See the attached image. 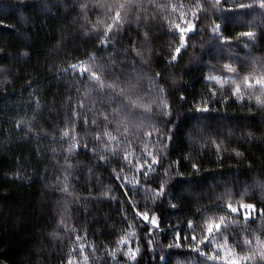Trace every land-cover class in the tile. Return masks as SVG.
Returning a JSON list of instances; mask_svg holds the SVG:
<instances>
[{
	"label": "trees",
	"instance_id": "obj_1",
	"mask_svg": "<svg viewBox=\"0 0 264 264\" xmlns=\"http://www.w3.org/2000/svg\"><path fill=\"white\" fill-rule=\"evenodd\" d=\"M176 2L140 0L142 7L132 9L131 22L115 37V47L105 49L99 47L95 34L86 36L81 27H90V22H95L98 17L103 19V9L90 6L88 20L85 21L76 0H52L54 6L48 12L38 7L39 0H0V48L4 50L0 67L9 69L0 72V262L63 264L78 234L84 237L78 243L85 245L90 264H116L105 255V248H115L118 237L130 230L121 208L127 209L129 220L133 219V210L127 204L121 205L99 196L105 185L111 184L114 189L112 195L124 199L111 174L112 167H119L115 161L107 166H98L97 158L90 153L81 151L73 154L70 159L75 167L69 181L70 191L75 195L68 196L59 191L62 185L57 184V178H64V150L67 148L66 142H60V129L64 128L65 118L71 116V109L77 105L78 99L84 98V93L91 87L86 78L81 79L70 69L66 72L63 69L85 59L89 53H95L98 63L108 66L111 60H115L130 75H135L141 69L144 72H161L166 79L160 83L169 88L177 111L184 112L194 102L209 96V87H215L206 84L204 79L210 74L209 65L214 74H221L217 70L224 63L231 62L243 74L250 70V57H264V31L261 30L264 28V17L259 11L236 10L235 19L242 23L229 20L226 25L224 20L210 11L202 16L198 24V28L205 27L206 30L197 31L191 37L197 47L184 52L178 65L166 64L168 44L176 39L169 34L167 25L169 20L177 19V14L170 7L158 8L156 5ZM183 2L188 4L191 0ZM240 2L248 3L249 0ZM224 7L230 8L231 5ZM137 15L141 16L142 21L139 27L136 24ZM145 17L148 18L147 22L144 21ZM213 20L222 25L225 35L233 38L240 32L250 30L249 25H252L251 30L257 33L256 40L249 44L246 39H234L231 48L218 52L215 48L218 40L213 39V34L206 28ZM144 31L149 32V43L156 53L148 65L142 64L141 58L132 53H125L133 41L141 49L146 47ZM201 42L204 43L203 48L199 46ZM24 51L29 53L28 57L21 55ZM133 59L136 61L135 68ZM106 79H113L111 71L106 74ZM147 91L148 81L145 78L141 92ZM180 92L187 97L186 101L176 100ZM256 94H259L258 90ZM223 95L230 96V89L226 88ZM85 107H91L90 101L86 100ZM211 107L214 111L208 127L213 134H222L220 158L217 159L215 148L211 145L203 151H200L199 144L190 146L186 133L191 129V124L187 119L179 122L170 158L182 159L191 153L193 162L201 167L197 173L190 162L181 164L179 170L184 173L182 179L191 183L178 182L172 189L175 194L172 203L177 205V210L170 209L168 202L155 209L163 213L162 229L169 223L176 224L178 220H198L197 209L217 203V195L226 188L234 192L235 199H239V193L247 186L245 181L251 184L256 178L264 179V107L258 106L254 98L251 102L243 103L230 98L227 103L221 101L211 104ZM87 115L91 119L92 112H87ZM17 122H21L19 128L16 127ZM77 131L81 136L85 135L82 121ZM249 132L253 134L251 137L247 135ZM87 138L89 147H92V136L88 135ZM237 151L242 155L237 156ZM89 169L93 170L94 175H88ZM17 171L24 178L14 179ZM76 196L81 199L77 201ZM133 199L140 202L138 207L143 211L145 194L138 192ZM245 201L255 203L257 209L264 208L258 191L251 192L250 189V196L245 197ZM216 211L220 212L219 209ZM61 216L67 224L75 227L76 232L67 231L58 224ZM231 218L238 219L240 223L231 225L225 235L229 244L236 246V252L247 254L249 248L243 244V239L247 236L254 244L257 235L264 239V219L257 212L245 226L242 216L233 215ZM136 230L141 236V253L136 264H160L158 257L154 259V253L144 246V233L139 225ZM196 231L199 233L200 229ZM53 233L59 235L54 236ZM172 236V232H166L155 239L167 245ZM219 240L222 243L223 236ZM181 242L185 245L191 243L190 240ZM93 243L96 245L95 254L91 251ZM159 250L157 247V252ZM173 251L187 252L188 249ZM204 251L211 254L213 249L209 247ZM219 254L223 257L222 252ZM172 259L184 260L186 264H196L197 261L204 264V258L196 253L173 255ZM117 260L119 264H127V258L120 253H117Z\"/></svg>",
	"mask_w": 264,
	"mask_h": 264
},
{
	"label": "snow or ice",
	"instance_id": "obj_2",
	"mask_svg": "<svg viewBox=\"0 0 264 264\" xmlns=\"http://www.w3.org/2000/svg\"><path fill=\"white\" fill-rule=\"evenodd\" d=\"M79 9L83 13V19L88 20V11L90 6L103 9L104 18H97L95 22H90V27L81 25L86 36L95 34L98 38V45L102 48L115 47L118 36L125 25L130 24V14L132 9L142 7L140 0H76ZM224 5H231L225 8ZM52 0H39L38 7L44 11H51L53 7ZM158 8H169L177 14V19L168 21V32L176 37L168 44V52L165 62L168 65H178L183 53L189 48L195 49L197 43L191 39L197 31L204 32L205 27H199L202 16L210 11L216 13L220 19L229 20L240 24L242 21L235 19L236 10L247 12L248 10L259 11L264 17V0H249L248 3H242L240 0H191L185 4L183 0H177L176 3L158 4ZM145 17L144 21L147 22ZM141 16L137 15L136 24H141ZM240 32L235 38L227 36L222 31V25L214 20L206 26L207 30L213 35L212 38L218 40L215 48L218 52H223L225 48H231L232 41H241L246 39L249 44L255 42L257 33L251 30ZM264 31V28L261 29ZM146 47L141 49L137 42L133 41L125 53H132L135 57L141 58L142 64L148 65L151 57L155 55V50L150 46L151 36L148 31L143 33ZM204 47V43L199 45ZM248 47V44L244 45ZM4 55V50L0 48V58ZM22 56L28 57L29 53L24 51ZM231 56L229 60H231ZM250 70L241 74L238 67L233 63H224L219 71L221 74H214L212 66L210 74L204 77L206 84L215 85L209 87V96L202 97L201 100L193 103L189 110L184 112L177 111L175 102L171 99L169 88L161 84V80L166 78L161 72L152 70L144 72L143 69L136 72L135 75L127 74L123 68H120L115 60H111L108 66L97 62L95 53H89L85 59L72 63L68 68L74 75L87 80L91 87L84 93V98L78 99L77 105L71 109V116L65 118V126L60 129V142L67 143L64 150L66 155L65 174L63 180L57 178V184L62 185L59 188L61 193L68 196L75 195L70 191L69 176L75 167L70 157L81 151L95 156L98 166L103 164L107 166L115 161L119 167H112L111 174L118 183L123 192L124 199L112 195L113 186L105 185L104 191L99 196L108 201H116L121 205L127 204L133 210V219L129 220L127 209L121 208L124 213V219L129 223V231H124L115 241V248H105V255L109 256L116 264L117 253L127 258V264H136L137 257L141 253V236L138 232L144 233V246L147 247L155 257H158L160 264H186L184 260L173 261V255L189 256L196 253L204 258V264H264V239L259 235L255 237V244L247 236L243 239V244L249 248L247 254L241 255L235 251V245L229 244L228 236L225 235L231 225L240 223L236 217H243L245 226L259 212L264 219V208L257 209L255 203H248L245 197L250 196L251 192L260 193L261 203H264V179L256 178L251 184H248L240 193L239 199H235V194L231 189H225L217 195V203L203 206L197 209L198 220L186 219L177 221L176 224L169 223L166 228H161L164 216L162 212L155 209L162 207L164 202H168L170 209L177 210V205L172 203L175 194L172 189L177 183L190 184L191 181L182 179L184 173L179 168L184 161L191 163L194 172H199L201 165L193 162L192 154L184 155L182 159L171 160L172 146L176 136V130L180 126V121L187 119L191 124V129L187 131L186 136L191 145H200V151L206 150L211 145L215 148L217 159L220 158L223 139L222 134H213L208 127L211 114L214 109L211 104L218 102H229L234 98L239 102H251L255 99L258 106L264 107V57H250ZM136 61L132 60L133 68ZM9 69L0 67V72H7ZM111 71L113 79H106V74ZM118 73V74H117ZM121 77H124L121 79ZM148 81V91L141 92V86L145 80ZM175 83V77L172 78ZM230 89V96H224L223 92ZM258 90L259 94H256ZM95 93V98H93ZM219 97V100L217 99ZM71 98H69L70 100ZM86 100L90 101L91 107H85ZM176 100L184 102L187 97L178 93ZM92 112L91 119L87 112ZM85 129V135L81 136L77 127L81 124ZM21 122L16 123L19 128ZM95 129V131H90ZM88 135L92 136V147H89ZM231 135V133H229ZM249 137L253 134L247 133ZM55 151V150H53ZM237 156L242 155L239 151ZM167 161V163H165ZM131 173V174H129ZM88 175H94L93 170H88ZM264 175V174H262ZM156 179L153 180L152 178ZM14 179L24 177L17 171L13 175ZM159 181V183H156ZM153 184H156L153 187ZM138 192L145 194L143 202L144 210L141 211L138 205L139 201L133 199ZM131 193V194H130ZM91 196V193L89 194ZM88 199L89 197H83ZM77 201L81 199L76 196ZM151 204V207H149ZM217 209L220 212L216 211ZM223 214H220V213ZM135 221V223L133 222ZM58 224L67 231L76 232L75 227L66 223L63 216L60 217ZM200 232L197 233L196 229ZM146 229V231H145ZM166 232H172V239L167 245L155 239L157 235H163ZM57 236L59 233H53ZM87 233L85 232V237ZM223 236L221 243L219 238ZM134 238V239H133ZM84 237L75 236L73 247L63 264H89L90 257L85 251V245L78 243ZM191 241L185 245L181 241ZM78 243V247H77ZM133 243L135 246H133ZM159 247V252H157ZM187 252H174L173 250L184 249ZM211 247V254L204 251ZM93 254L96 252V245H91ZM223 253V257L219 253ZM79 255L80 259H76ZM3 264V262H0ZM196 264H200L197 261Z\"/></svg>",
	"mask_w": 264,
	"mask_h": 264
},
{
	"label": "rangeland",
	"instance_id": "obj_3",
	"mask_svg": "<svg viewBox=\"0 0 264 264\" xmlns=\"http://www.w3.org/2000/svg\"><path fill=\"white\" fill-rule=\"evenodd\" d=\"M76 259H80V256H79V255H77V256H76ZM89 264H90V263H89ZM91 264H94V263H92V262H91Z\"/></svg>",
	"mask_w": 264,
	"mask_h": 264
}]
</instances>
